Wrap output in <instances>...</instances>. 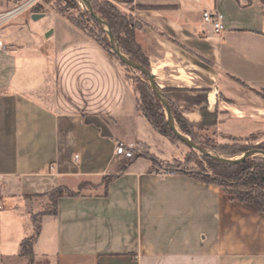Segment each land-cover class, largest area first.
<instances>
[{"label":"crops","instance_id":"obj_1","mask_svg":"<svg viewBox=\"0 0 264 264\" xmlns=\"http://www.w3.org/2000/svg\"><path fill=\"white\" fill-rule=\"evenodd\" d=\"M109 1L140 23L157 85L196 131L264 141L262 0ZM34 13L51 19L0 52V264H26L35 216L33 264H264L253 204L147 156L115 158L117 143L161 163L184 149L139 109L118 59L57 12ZM30 41L52 49L29 54ZM57 187L75 194L47 210Z\"/></svg>","mask_w":264,"mask_h":264},{"label":"trees","instance_id":"obj_2","mask_svg":"<svg viewBox=\"0 0 264 264\" xmlns=\"http://www.w3.org/2000/svg\"><path fill=\"white\" fill-rule=\"evenodd\" d=\"M89 1L94 11L109 24L120 50L133 61L150 69L149 59L136 39V30L139 28L140 23L135 19V17L119 9L109 0ZM262 1L264 3V0ZM67 4H69V6L72 5L73 7H78L76 0H69ZM40 7L41 5H34L31 11L38 12ZM58 12L63 15L66 14V10L64 9H60ZM81 15L87 16L92 22H94L98 28V32L92 33V37L101 45V47H103V49L114 55L115 53H113L111 42L108 39L104 28L86 9L81 11ZM67 18L75 24V26H80L81 21L72 19L69 16H67ZM136 72L140 71L137 70ZM134 89L138 94V107L153 127L159 133L169 138L174 136L179 139L169 126L164 106L154 93L149 80L145 75L142 74L140 77L136 78V85L134 86ZM160 89L164 92V89ZM170 107L179 130L190 136L196 144L208 147L207 144L196 139L195 133H197V131L188 123L180 112L174 109L172 103H170ZM249 149L250 148L245 144H236L230 147V150L228 151L219 150L218 152H220L221 155L223 154V157L230 158V156L233 155L243 154ZM252 149L264 151V145L254 147ZM133 153L134 157L136 155L147 156L155 166L158 165V160L153 155L146 152L144 148H139L138 150L133 149ZM204 157L208 160L210 171H191L183 169L173 170L191 174L207 183L218 184L234 198L240 201L249 202L258 210L264 212V156H249L237 163H225L207 155H204ZM74 194L75 193L73 191L64 187H57L52 190L50 192L51 204L53 207L51 211L55 210L56 201L59 197ZM34 218L36 224L33 234L23 238L20 243V253L23 257H25L26 264H33V244L40 233V224L36 221V216Z\"/></svg>","mask_w":264,"mask_h":264},{"label":"rangeland","instance_id":"obj_3","mask_svg":"<svg viewBox=\"0 0 264 264\" xmlns=\"http://www.w3.org/2000/svg\"><path fill=\"white\" fill-rule=\"evenodd\" d=\"M67 2H69V0H36L34 4L30 8H28L24 13H20L16 15L14 18H12L8 22L0 26V39L7 41V38L11 39L14 35L23 36L24 38L29 37L31 31H35L36 28L41 27L44 23H46L51 19L50 15L43 16L38 19H34L32 16H30L29 14L34 5H41V7L39 8V11L41 12L55 11L59 15L65 17L67 20H68L67 16H69L72 19L81 21L80 26L77 27L81 29L88 37L94 39L92 37V33H97L98 28L94 24V22H92L87 16L81 15V11L86 9L85 5L80 0H76V3L79 8L73 7L72 5L69 6ZM19 3H21V1L0 0V11H6L8 9H11L16 5H18ZM60 9L66 10L65 12L66 14L65 15L60 14L58 12V10ZM25 19H27V22ZM20 23H22V26L20 25L17 28L16 25ZM107 37L109 39L108 34ZM30 42H29L28 53L36 54L37 52L35 50H37V48L35 49V46L38 47L40 45V41H33V43ZM40 47L42 48V50L45 51L47 50V52L49 53L50 50L52 49L50 44H46V45L41 44ZM113 57H115L120 61V59L117 57L116 54H114ZM122 65L127 70L126 73L127 81L134 88V86L136 85V78L140 77L142 74L140 72H136L137 70H134L133 68L126 66L123 63ZM195 134H196L195 137L198 141H202L203 143L207 144L208 147H204V148L208 149L213 155H218V156H224L223 154L221 155V153L218 152L219 150L228 151L230 150V147L236 144H240V145L245 144L250 148L249 150H252V148L254 147L264 145V141H260V138L257 135H251L247 138H235L226 135H219L211 131H197V133ZM170 139L171 141L177 143L182 149H184V153L179 160L173 162H165V163L158 162L157 165L158 168H162L165 170L183 169V170H191V171H210V165L208 163V160L205 159L204 154L190 148L189 146H187L185 143L175 138L174 136L171 137ZM241 155L242 154L233 155L230 156V158H238ZM252 156L261 157L263 156V154L258 152ZM51 208H52V204L50 198V203L46 207V209L49 210Z\"/></svg>","mask_w":264,"mask_h":264},{"label":"water","instance_id":"obj_4","mask_svg":"<svg viewBox=\"0 0 264 264\" xmlns=\"http://www.w3.org/2000/svg\"><path fill=\"white\" fill-rule=\"evenodd\" d=\"M15 1H22V0H15ZM80 1L85 5L86 10L98 21V23L107 32V34L109 36V40L111 42L112 50L117 55V57L120 59V61L122 63L128 65L129 67L135 69V70H139L143 75H145L147 77L154 93L157 95V97L159 98V100L162 102V104L164 106L166 118H167V122H168L169 126L171 127V129L175 133V135L180 139V141H182L183 143H185L190 148H192V149H194V150H196V151H198L204 155L211 156V157H213L219 161L225 162V163H237V162L242 161L246 157L252 156L258 152L263 154V156H264V151L258 150V149L248 150V151L244 152L238 158H226L223 156L213 155L208 149L196 144L188 135L181 132L176 125L175 119H174L172 111H171L169 100L164 95V93L162 92L160 87L157 85V83L154 79V75L151 73L150 69H148V68L144 67L143 65L133 61L131 58H129L127 55H125L120 50V47L115 40L114 34L111 31L109 24L94 11L90 1L89 0H80ZM42 15L43 14H41V13H34L32 15V17L34 19H38Z\"/></svg>","mask_w":264,"mask_h":264},{"label":"built area","instance_id":"obj_5","mask_svg":"<svg viewBox=\"0 0 264 264\" xmlns=\"http://www.w3.org/2000/svg\"><path fill=\"white\" fill-rule=\"evenodd\" d=\"M35 1L36 0H24L11 9H8L6 11H0V26L8 22L12 18H14L16 15L30 8ZM203 17L206 22L212 25L215 32H221L225 29L224 14L218 9L204 10ZM15 50H16L15 45L7 43L4 40L0 39V51L3 54L9 55ZM114 154L116 159H121V160H128L134 157L133 148L131 146L125 145L124 143L116 144ZM2 208H3V204L0 196V210Z\"/></svg>","mask_w":264,"mask_h":264}]
</instances>
